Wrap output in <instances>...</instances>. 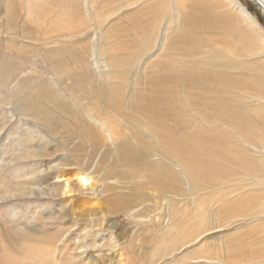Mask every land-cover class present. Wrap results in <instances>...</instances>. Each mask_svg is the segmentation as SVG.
I'll return each instance as SVG.
<instances>
[{
    "label": "rangeland",
    "instance_id": "obj_1",
    "mask_svg": "<svg viewBox=\"0 0 264 264\" xmlns=\"http://www.w3.org/2000/svg\"><path fill=\"white\" fill-rule=\"evenodd\" d=\"M51 1L0 0V264H264L263 177L247 176L264 158V5L79 0L64 38ZM214 97L239 113L226 114L249 131L251 162L220 152L228 173L215 189L189 190L185 177L170 189L145 166L178 172L177 159L191 160L171 142L195 132L198 113L202 136L211 112L234 127L212 105L190 116ZM162 113L177 158L150 149L143 120ZM195 199L192 221L209 227L157 261Z\"/></svg>",
    "mask_w": 264,
    "mask_h": 264
},
{
    "label": "bare ground",
    "instance_id": "obj_2",
    "mask_svg": "<svg viewBox=\"0 0 264 264\" xmlns=\"http://www.w3.org/2000/svg\"><path fill=\"white\" fill-rule=\"evenodd\" d=\"M60 2H62V9H63L62 20L57 24V26L63 28L61 31L57 32V34H59V37H64V38H67L69 36H74L75 27L73 29L72 25H70L72 24L73 19L70 16H68V13L71 12L73 16L77 18L79 16L80 1L79 0L51 1V3L54 4H58ZM259 2H261L262 5H264V0H259ZM76 6L77 8L75 9ZM80 19L84 20L85 18L83 17ZM80 32H85V29H80ZM43 38H46V35L43 36ZM244 50L246 51L245 53L249 52V50L247 49ZM211 77L214 80L218 79L219 77H223L225 82H227L229 79L226 75L222 73L212 74ZM164 79L165 80L168 79L169 81V75L168 74L163 75L160 78V81H163ZM162 89L165 88L162 86ZM210 105L215 107L214 111H217L219 108H222L223 109L222 114L225 115V118L229 120L234 125V127L227 125V127L223 128V123L225 122V120L221 118L220 114L211 112V132H208L206 133L205 136H202L204 132L201 134L199 131L204 130V126L200 120H206L207 118L204 115L198 113V117H194L192 119V126L195 129V132L191 134L188 133L180 134L176 141L171 142V146L173 148H177L178 151L182 154L191 155L192 159L191 160L177 159V162L174 164V168L179 169L178 172H175L171 169H167L165 166L157 163L154 164L155 166H151L150 164L151 162L150 163L148 162L146 164L145 169H153L158 175L167 179H171L170 181L165 183V185L170 189L176 188L177 183L179 182L181 177H185L186 180H188L191 183L189 190H194V189L200 190L202 188L215 189V187L213 186L216 183H218L220 175L228 173L226 170L221 168L217 162V158L220 156V152L222 153L221 157L225 159V161L227 162H234L235 159L231 156L237 154L240 156V159L243 160L242 163L249 164L252 161V165L250 166L251 171L250 173L247 174V176H252L255 171L261 173V176L263 177V182L255 183L254 188L256 187L263 188L264 158L260 159L261 163H259L257 161H254L258 157L257 155H253L252 159L250 158L251 161L246 155V152L249 150L250 133L243 126L234 124L231 121V117L226 114V113L230 114L228 110H231L233 115L239 114L237 113L235 108H233V106L229 101H224L220 103V99H218V97L216 98L214 97L208 100L202 106L197 105V103L192 104L190 110L191 111L190 116H192L193 112L196 109L206 110ZM143 127L144 130L147 132L150 140V144H149L150 149L153 148L154 150L160 152L158 155L159 157H161V155L167 156L171 152L172 155L176 156V158L178 157V153L174 151L172 147H169V139H168L169 129L167 127V117L164 113L158 116H153L150 120H143ZM223 141L229 142L228 145H221ZM182 143L184 145H182ZM189 146H191L192 148H190ZM221 147H223L225 151L222 150ZM6 193L12 194V190L9 187H6ZM192 205L194 208V210H192V212H194V215H192L191 221L197 220V218L202 214L203 202L201 199H195V201H192ZM255 205L259 206L260 204L256 203ZM171 225H172V229L175 228L178 230V232L182 231V237L180 239H177V235H175L176 236L174 238L175 244H171V242L168 243L167 241H165L168 243V246H166V243L164 244L162 240L161 241L162 244H164L166 247L161 249L157 253L158 255L157 261L163 259L164 256H168L169 254L171 255L173 250L175 249L174 247H177V249L178 248L181 249L186 243L194 241L195 238L200 235L201 231H205L206 227H209V224L203 226L201 219H199L196 223H193L192 221V223H174ZM196 226L197 229L196 228H195L196 230L193 229ZM193 231L195 232V234L193 233ZM227 264H235V263L233 261H227Z\"/></svg>",
    "mask_w": 264,
    "mask_h": 264
}]
</instances>
